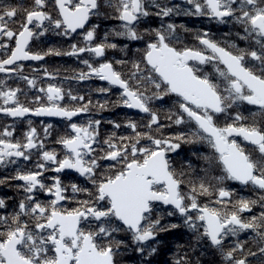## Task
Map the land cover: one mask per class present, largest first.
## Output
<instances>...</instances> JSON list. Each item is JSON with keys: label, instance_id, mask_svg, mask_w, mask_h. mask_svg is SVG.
<instances>
[{"label": "snow or ice", "instance_id": "6c2138e0", "mask_svg": "<svg viewBox=\"0 0 264 264\" xmlns=\"http://www.w3.org/2000/svg\"><path fill=\"white\" fill-rule=\"evenodd\" d=\"M0 115V264L264 258V0H0Z\"/></svg>", "mask_w": 264, "mask_h": 264}, {"label": "flooded vegetation", "instance_id": "af4514ba", "mask_svg": "<svg viewBox=\"0 0 264 264\" xmlns=\"http://www.w3.org/2000/svg\"><path fill=\"white\" fill-rule=\"evenodd\" d=\"M175 2V0H174ZM95 22V21H94ZM105 24L101 25V35L103 33L104 27L106 26ZM206 23V22H205ZM198 24H201V21L199 20H193L191 22V24H189V27H195ZM210 27L212 28L213 32H218V33H222V32H227L228 28L226 26H219L216 25L215 23H212L210 25ZM219 38V36H218ZM60 42L59 38L53 37L47 40V44L48 45H52V44H56ZM189 42H191V38H189ZM68 42H64V45L66 46ZM109 55L110 56H116L117 58H119L120 56H122V53L118 52V51H113V50H109ZM45 63L50 67V68H57L59 67L61 69L60 75L64 76L66 73L64 72V69H71V68H75V67H79L78 64L75 63V58H71V57H52L49 59H46ZM210 70V69H208ZM97 84H99V81H95L92 85V87H95ZM68 85H66L67 87ZM72 87H76V84L73 82ZM23 98V97H22ZM113 100L115 99V90L112 93V97ZM93 99H97V97L95 95H93ZM159 107V106H157ZM105 119L108 117H111L113 119H122L125 115V110L122 108H113L110 110H105L102 114H101ZM127 115H133V113L128 112ZM28 118H31L34 122V124L36 126L40 125V120L41 118H37L35 117L33 114H28ZM139 118V117H137ZM44 122L47 123L49 121V119H51L53 121V123H59V118H43ZM0 123H7L6 120H3L2 115H0ZM17 124L20 125H26L27 124V119H24L22 121H16ZM59 127L62 129L63 128V124L59 123ZM111 126L107 123L102 124L101 127V131L104 132L105 130L110 129ZM103 138V137H102ZM206 148V146H202V145H195V146H190V145H183V149L181 151L178 152L177 156H176V163L177 166H179L183 161H182V157H186L188 155L191 154L192 151H195L197 149H199L200 151H204ZM6 173L3 170H0V176L5 175ZM3 189H0V194H3ZM8 196H12L13 192L12 191H7L6 193ZM250 235V234H249ZM173 238V246L175 245V243L177 242H183L185 239H187V236L185 234V230L183 228H180L178 230H176L174 232V234L172 235ZM242 240H244L245 238V234H242L240 237ZM207 257V256H206ZM257 257H260V255L257 253ZM126 262L127 264H133V261L138 260V256L133 255L132 252L126 253Z\"/></svg>", "mask_w": 264, "mask_h": 264}, {"label": "trees", "instance_id": "16d2710c", "mask_svg": "<svg viewBox=\"0 0 264 264\" xmlns=\"http://www.w3.org/2000/svg\"><path fill=\"white\" fill-rule=\"evenodd\" d=\"M166 239L169 240V241H171L172 242V245H173L172 235L171 236H168ZM246 239H247V235H245L244 240H246ZM173 250H174V246H173ZM170 258H171L170 257V253H168V252L163 253V255H161V256L155 257V259H157V260H164V259H170ZM210 259H212V257L210 255L207 256V257H205V260L206 261L207 260H210ZM262 259H264V258H262L261 256L260 257H257V255H256L255 257L252 258L251 264H261ZM122 264H125V263L122 262Z\"/></svg>", "mask_w": 264, "mask_h": 264}, {"label": "rangeland", "instance_id": "374dc122", "mask_svg": "<svg viewBox=\"0 0 264 264\" xmlns=\"http://www.w3.org/2000/svg\"><path fill=\"white\" fill-rule=\"evenodd\" d=\"M252 250L255 251L256 250L255 247H252ZM128 254H129V252H128ZM125 258H126V253L124 254V258H123V261L122 262H124L125 264H127Z\"/></svg>", "mask_w": 264, "mask_h": 264}]
</instances>
